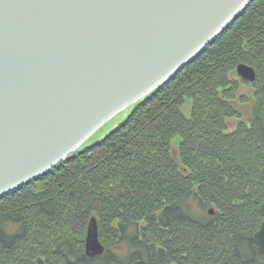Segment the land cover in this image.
<instances>
[{
  "label": "trees",
  "instance_id": "obj_1",
  "mask_svg": "<svg viewBox=\"0 0 264 264\" xmlns=\"http://www.w3.org/2000/svg\"><path fill=\"white\" fill-rule=\"evenodd\" d=\"M241 63L255 68V82L235 76ZM263 205L256 0L106 138L0 199V264H264L254 237ZM93 217L104 246L94 258L85 244Z\"/></svg>",
  "mask_w": 264,
  "mask_h": 264
},
{
  "label": "water",
  "instance_id": "obj_2",
  "mask_svg": "<svg viewBox=\"0 0 264 264\" xmlns=\"http://www.w3.org/2000/svg\"><path fill=\"white\" fill-rule=\"evenodd\" d=\"M254 1L0 0V199L184 70ZM236 74L257 78L244 63ZM89 222L86 255L102 256Z\"/></svg>",
  "mask_w": 264,
  "mask_h": 264
},
{
  "label": "rangeland",
  "instance_id": "obj_3",
  "mask_svg": "<svg viewBox=\"0 0 264 264\" xmlns=\"http://www.w3.org/2000/svg\"><path fill=\"white\" fill-rule=\"evenodd\" d=\"M235 76L239 79H241L238 74H236V71H235ZM248 89L246 88H242L241 89V95L245 96V94L247 95L248 93ZM186 107L184 108V113L185 115H189V107L190 105L192 104V101L191 100H187L186 101ZM250 107L251 106H246L245 108L243 107L244 111H242V116L244 117V120H247L249 118V110H250ZM132 109H133V105H131V107H128L124 110H122L119 114L115 115L114 117H112L109 121L105 122L104 125H102L100 127V129H98L92 137L89 138L88 141L85 142L84 145L82 146H85V147H89L91 144H93L94 142H97V141H100L104 138H106L113 129H115L116 127L120 126L122 123H124V121L130 116V114L132 113ZM238 124V121L237 119L231 121L230 123V129H233L235 125ZM178 140L176 141V144L174 146V149H176V145L178 144ZM40 189H43V186L41 185H38L36 187V190H40ZM35 190V189H34ZM88 234V233H87Z\"/></svg>",
  "mask_w": 264,
  "mask_h": 264
},
{
  "label": "bare ground",
  "instance_id": "obj_4",
  "mask_svg": "<svg viewBox=\"0 0 264 264\" xmlns=\"http://www.w3.org/2000/svg\"><path fill=\"white\" fill-rule=\"evenodd\" d=\"M93 134H94V133H93ZM93 134H92V136H93ZM92 136H91V137H92Z\"/></svg>",
  "mask_w": 264,
  "mask_h": 264
}]
</instances>
